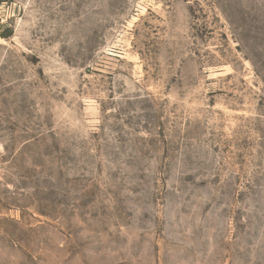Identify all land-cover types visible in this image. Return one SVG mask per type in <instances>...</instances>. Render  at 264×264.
Here are the masks:
<instances>
[{"label": "rangeland", "instance_id": "rangeland-1", "mask_svg": "<svg viewBox=\"0 0 264 264\" xmlns=\"http://www.w3.org/2000/svg\"><path fill=\"white\" fill-rule=\"evenodd\" d=\"M0 264H264V0H0Z\"/></svg>", "mask_w": 264, "mask_h": 264}]
</instances>
